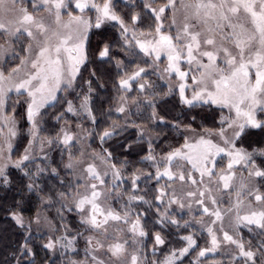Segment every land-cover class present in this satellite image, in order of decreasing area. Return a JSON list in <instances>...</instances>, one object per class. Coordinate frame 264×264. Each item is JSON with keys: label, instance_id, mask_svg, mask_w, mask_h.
<instances>
[{"label": "snow or ice", "instance_id": "1", "mask_svg": "<svg viewBox=\"0 0 264 264\" xmlns=\"http://www.w3.org/2000/svg\"><path fill=\"white\" fill-rule=\"evenodd\" d=\"M139 7L140 12L133 11L125 19L116 12L114 0H0V185H11L9 168H15L31 180L26 188L36 190L46 171L35 163L37 149L42 154L39 159L47 161L46 149L60 147L67 155L64 167L73 173L79 168L72 190L60 192L58 198L71 201L72 207H62L79 213L84 231L69 235L62 224L65 234L44 245L55 251L59 243L62 250L79 255L75 245L83 237L85 259L70 264H181L193 249L195 264L217 252L222 253L219 261L203 264H264V141L255 147L244 144L255 130L264 132V0H141ZM109 24L119 28L121 51L139 49L147 58L145 67L137 65L131 75L122 74L118 87L124 93L151 69L162 79L175 80L167 94H177L188 108L221 110L216 128L198 131L185 125L184 142L159 158L150 147L144 159L152 161L155 172L147 173L146 179L166 181L156 189V203L139 191L143 173L131 176V192L123 189L125 177L112 162L111 152L86 153L81 147L73 153L77 137L67 121L54 137L42 136L46 110L61 102L67 113L95 122L91 81L79 105L66 94L75 90L81 68L88 62L89 34ZM97 55L111 58V44L101 40ZM122 63L118 61L117 67ZM138 87L145 93L153 85L145 81ZM130 99L137 109L141 103L152 106L151 118L156 119L155 94L151 100L121 96L117 111L126 112ZM17 106L23 108L29 125V141L14 159V142L21 135ZM55 119L64 120V113ZM77 126L83 129V124ZM133 126L139 127L134 122ZM111 127L99 135L102 143L122 126ZM175 127L181 130L179 124ZM193 204L201 217L210 218L207 223L194 218L208 233L209 246L198 247L194 234H189L181 237L185 246L171 250L163 261L154 259L156 246L165 240L154 233L153 248L146 250L148 232L142 223L146 212L137 211V206L153 209L161 224L188 228L190 221L181 225L171 213L173 205L182 211ZM11 215L27 233L19 255H34L28 237L31 224L40 223L39 216L26 224L22 214ZM245 228L255 245L252 239L245 240ZM229 245L235 251L222 252Z\"/></svg>", "mask_w": 264, "mask_h": 264}, {"label": "trees", "instance_id": "2", "mask_svg": "<svg viewBox=\"0 0 264 264\" xmlns=\"http://www.w3.org/2000/svg\"><path fill=\"white\" fill-rule=\"evenodd\" d=\"M134 8H126L125 12L130 15ZM129 11V12H127ZM94 42L90 44L88 55V62L84 65V71L93 72L95 75L96 83V94L93 99V107L96 113V121L94 124L85 123L88 128L89 136L88 145L91 150L102 152L106 149L112 153V162L117 164V167H121L125 182L123 189L131 192L130 178L136 173H143L144 175L138 181L140 186L139 191L146 192L148 199L154 201L158 184L153 181L151 184L146 180V184H142L143 179L147 176V173L155 172L152 166V161L145 160L144 157L149 155L150 147L154 149L153 154L161 156L167 152L170 148L177 147L183 142V135L175 127L179 124L181 128L185 125H189L193 128H201L209 126L205 116L203 115L202 109L196 107L188 108L187 106L181 105L173 94H167V85H164L157 78L156 83H153L155 93L154 110L156 113V119L153 120L152 112L153 107L145 103H141L139 109L137 106L129 100L132 108L129 109L128 115L120 114L117 109L119 108L118 102L123 94H127L129 98L139 99V95L135 93H124L118 87V81L121 79L123 73L131 75L136 66L141 65L137 52L128 51L124 52L119 49L120 42L119 36L114 28L108 30L95 32L93 35ZM101 40L110 42L111 44V58L101 59L97 55L99 43ZM119 46V47H118ZM122 61L120 67H117V62ZM126 78V76L124 77ZM133 88V86H132ZM153 99V98H152ZM140 100V99H139ZM150 100V99H149ZM59 105L49 106L47 116H45L42 124V136L43 137H54L60 130V123L67 120L73 121L68 115H64V120L57 121L55 116L59 113ZM135 125L139 127L133 126ZM116 124L122 127L116 129L117 134L111 138H107L103 143L99 139V135L105 130H112V125ZM24 129V128H23ZM145 129L151 135L153 140L149 141L146 137L141 134V130ZM26 126L25 130L26 132ZM27 134L21 138V144H15L14 147V159L18 157L24 147V144L28 140ZM264 141V133L254 132L251 137L252 146L255 147L259 142ZM151 142V145H150ZM255 143V144H254ZM248 146V144H245ZM72 147L71 151L78 153V150ZM76 149V150H75ZM49 159L47 161L39 159L42 155H38L35 163L40 167L46 168L43 175L37 180V188L34 191H29L26 185L31 183L27 177L19 169L9 168V177L12 181L11 185L3 186L0 185V264H70L71 260H75V257L80 259L83 255V250L77 248L79 255L72 252L71 250H60L54 252L44 247L48 242V237L56 240L58 237L64 235V228L61 227L63 224L69 229V235H74L78 232H82L83 226L80 224V218L76 216L74 211H67L62 205L72 207L71 201H62L58 198L60 192L71 191L72 186L77 182L71 171L66 169L64 165L67 163V155L63 153L60 147H53L46 149ZM33 166L30 165V168ZM51 169H56V173H53ZM58 173V175H57ZM144 189L146 191H144ZM122 203V202H121ZM148 208L145 205L144 212ZM16 212L23 215L24 218L30 219L39 215L45 216V225L31 226L29 239V248L34 255H25L21 257L18 249L21 243L24 241L27 233L24 229H21L16 222L13 220L11 213ZM146 217V215H145ZM152 221L148 216L145 219V227L148 232L147 238L150 239L151 230L154 228L150 227ZM152 225V224H151ZM181 227H167V229L161 231L164 233V238L169 245L166 250H169L163 258H159V261L167 256L171 251L170 247L180 248L184 246L179 244L181 242L180 236L194 234L197 239L198 247L204 241L203 235L198 232L199 229L196 227H188L183 229ZM246 233L243 232V236ZM48 236V237H47ZM80 239V240H79ZM77 242L80 245L85 244L83 237H80ZM148 243V239H147ZM180 245V246H179ZM174 248V249H176ZM196 249L191 251L188 256L184 257L181 264H195L193 259ZM222 256L217 258L221 259ZM208 259V258H207ZM215 258V260H217ZM210 260V259H209ZM202 263V262H201ZM203 264V263H202ZM239 264V262H238Z\"/></svg>", "mask_w": 264, "mask_h": 264}, {"label": "rangeland", "instance_id": "3", "mask_svg": "<svg viewBox=\"0 0 264 264\" xmlns=\"http://www.w3.org/2000/svg\"><path fill=\"white\" fill-rule=\"evenodd\" d=\"M98 2H99V0H98ZM141 3V0H114V5H115V10H116V12L119 14V15H122L125 19H127L128 18V14L125 12V10H126V8H134L132 11H130L131 13L133 12V11H136V12H140L141 11V9H140V7H139V4ZM127 12H129V11H127ZM93 13H89V15H92ZM108 28V30L110 29V28H114V31H116V33H119V28L117 27V26H113V24H109V25H106L105 26V28L104 29H107ZM104 29H102V30H99V31H103ZM99 31H96V30H94V33L95 32H99ZM93 35L94 34H92V33H90L89 34V42H88V53H89V51L91 50V48H89V46H90V44L91 43H93L94 42V39H93ZM118 36H119V34H118ZM109 42V41H108ZM119 42H120V47H119V49L121 50V48H122V41L120 40V37H119ZM110 43V42H109ZM131 51H134V52H137L138 53V55H139V59L140 60H142V62H141V65H143V67H145L146 65L144 64V61L147 59L146 57H144L143 56V54L142 53H140L139 52V49H132ZM89 55V54H88ZM84 67L85 66H83L82 68H81V71H80V75L78 76V78H77V82H76V87H75V90L74 91H71L70 93H68V94H66V97H67V99L68 100H70V101H72V103L73 104H75V105H79V103H80V97L84 94V93H86L87 91H88V84H87V81H91V84H92V98H91V104H92V113H93V115H94V117H95V121H96V113H95V110H94V107H93V99H94V96H95V94H96V83H95V75H93V72L92 73H90V71H87V72H85L84 71ZM157 78L159 79L160 78V81L161 82H163L164 83V85H167V88H168V90H169V85L171 84V85H173L174 86V84H175V80L173 79V80H167V79H162L161 77H160V75L158 74V73H154V72H152V70L151 69H149V73L146 75V76H144V78L141 80V81H139V82H145V81H147V82H150L152 85H153V83H156V81H157ZM139 82H137V81H133L132 82V86H133V88H132V90L131 91H129L130 93H135V95H139L140 97H138L140 100H144L145 98L146 99H152L153 98V94H155L154 92H153V90H154V85H153V87L151 88V89H149L147 92H145V93H141L140 92V90H139V87H138V83ZM175 97H176V99L180 102V99H179V96L177 95V94H173ZM122 96H127V94H123ZM119 104H118V106L120 107V103H121V101L120 102H118ZM131 103H128L127 104V110H126V112H124V113H120V114H122V115H128V114H130L129 113V109H131L132 108V105H130ZM181 105H183L182 103H181ZM185 106V105H184ZM66 105L62 102V104L60 105V107H59V113H61V112H63L64 113V115L66 114V115H68V116H70V118L71 119H73V121H71V122H69V121H67V120H65V121H67L68 122V126H69V130L77 137V142H76V149L77 150H79L81 147H83V148H85V150H86V153H88V152H91V151H94V150H91L90 148H89V143H88V141H89V136H86V133H88V128H86V125L84 124V122L87 124V123H89V124H94V122L92 121V119L91 118H89V117H85L84 115H80V116H73L71 113H67L66 111H65V109H66ZM196 108H198V109H202V112H203V115L205 116V119H206V121L208 122L209 121V126H207V127H205V128H216L217 126H218V121H219V114H220V109H212V110H210L207 106H202V107H196ZM46 111H48V109L46 110ZM16 113H17V119H18V121H19V126H20V129H21V135L19 136V137H17L16 139H15V142H14V147H15V144H21V142H20V140H21V138L24 136V134H27V131L26 132H24L23 133V131L25 130V126H26V130L28 129V127H29V125L24 121V119H23V108L22 107H20V106H17V108H16ZM65 121H63V122H61L60 123V128L61 127H65ZM43 124V123H42ZM79 124H83V129H81V128H79L77 125H79ZM43 127V126H42ZM24 128V129H23ZM182 129L183 128H181V130L179 131V132H181V134H182ZM199 129H200V127L199 128H197V130L199 131ZM143 132V136L144 137H146L147 139H149V141H152L153 140V135H151L148 131H146L145 129H142L141 130V133ZM255 132H259V130H255ZM261 133H264V132H261ZM28 136V135H27ZM253 135H251V136H249V137H247V138H245L244 139V144H253V142H251V137H252ZM80 137H85L84 139H80ZM29 138V137H28ZM28 141H29V139L27 140V142H25L24 144H28ZM183 142H184V136H183ZM182 142V143H183ZM181 143V144H182ZM255 144V143H254ZM75 149V150H76ZM95 152H97V151H95ZM73 153H74V151H73ZM76 153V152H75ZM99 153V152H98ZM19 155H20V153H19ZM18 155V156H19ZM36 155L38 156V155H41V153L39 152V149H37V151H36ZM157 156V155H156ZM160 156H157V158H159ZM219 159V158H218ZM97 163L99 164V161H97ZM70 171V170H69ZM154 171H155V169H154ZM72 174H73V177H74V179L77 181V176L78 175H80V170H79V168H77V170H76V172L75 173H73V172H71ZM147 179H146V177L143 179V181H142V184H146L147 183V181H146ZM153 181H155V179H151V181H149L151 184H153L152 182ZM157 182V181H156ZM166 181L164 180V179H162L161 181H159V183H156V184H158V187L160 186V185H162V184H164ZM154 185V184H153ZM174 187H176V188H179V185H174ZM154 190H156V188L154 189ZM144 191H146L145 189H144ZM141 194H143V192H140ZM155 195H156V192H155ZM146 198L148 199V197L146 196ZM151 198H152V196H151ZM150 198V199H151ZM154 198V197H153ZM150 199H148L149 201H150ZM153 203H156L155 201H152ZM72 204V203H71ZM70 206H72V205H70ZM144 208H145V205H138L137 206V211H144ZM161 208H163V206H161ZM73 211H74V213L76 214V216L78 217V218H80L79 217V213L75 210V209H73ZM172 217L174 218V219H177V220H179L180 221V224L181 225H183V223H184V221L185 220H188V221H190L191 222V224H192V228H194V227H196L197 229H199V233H200V235H203L202 237V239L204 240L200 245H199V247H208L209 246V237H208V233L201 227V225L200 224H197V223H195L194 222V218L195 219H200V218H202L206 223L210 220V218L208 217V216H203V217H201L200 216V213H199V211H198V209H197V206L195 205V204H193L192 205V208L191 209H188V208H185L184 210H179V209H177L176 208V206L175 205H173V209H172ZM148 216V219H149V217H150V220L152 221V225L150 224V227L151 228H154V229H152L151 230V236H150V239L149 238H145L144 239V245L146 246V250H148L149 252H151V249L153 248V235H154V233H157V232H159L160 234H161V236L164 238V233L163 232H161V231H163V230H165V229H167V227L169 226V227H176L175 225H169V224H161V223H159L158 222V216L156 215V213H155V211L153 210V209H151V208H147L146 209V217ZM146 217L144 216V217H142V223L144 224V226H145V219H146ZM35 218L36 217H34V218H30V219H26V218H24V220H25V222H26V224L28 223V222H30V221H34L35 220ZM39 218H40V223H32L31 224V226H35V227H39V226H44L45 225V223H44V221H45V216L44 215H39ZM46 222V221H45ZM47 223V222H46ZM190 227V228H191ZM225 227L227 228V221H225ZM177 228V227H176ZM181 229H182V231H183V229L185 230V233H186V229L187 228H184V227H181ZM82 230L84 231V229L82 228ZM145 230H146V227H145ZM182 231H180V234L182 233ZM246 233V237H244L245 238V240H248V239H252V234H250L249 232H248V230L245 228V229H242V233ZM48 237V236H47ZM181 237H183V235H181L180 236V239H181ZM59 238L60 237H58L56 240H58L59 241ZM194 238H195V235H194ZM49 239H51L50 237H48V241H49ZM147 239H148V243H147ZM80 240V239H79ZM164 240H165V238H164ZM78 241V240H77ZM80 242V241H79ZM79 242H76V245H75V247L76 248H78V249H80V250H83V255H82V257L80 258V259H78V258H76L75 257V260L76 261H83L84 259H85V248H86V244H83V245H80V243ZM60 243H62V241H60ZM184 243V246H185V242L181 239V242H179V244L180 245H182ZM255 243H256V240L255 239H252V244L253 245H255ZM167 245H169L168 243H167V241L165 240V244L164 245H160V246H156V255H155V257H153L154 259H156V260H158L159 258H163V256H165V254L169 251V250H166V247H167ZM179 245V246H180ZM174 248H176V247H170L169 249L170 250H173ZM60 250V244L58 243L57 244V247H56V250L54 251V252H58ZM194 250V249H193ZM193 250H192V252H193ZM229 250H231V251H235V248H234V246H227V248H224V249H222V252L223 251H229ZM168 255V254H167ZM219 256H222V253L221 252H217V253H215V254H210L208 257H206V258H200V260H201V262L203 263L205 260H208V261H213V260H215V258L217 259V258H219ZM208 258V259H207ZM193 259H197V256H196V252L194 253V256H193ZM210 259V260H209ZM220 260V259H219ZM218 259L216 260V261H219ZM201 263V264H202Z\"/></svg>", "mask_w": 264, "mask_h": 264}]
</instances>
